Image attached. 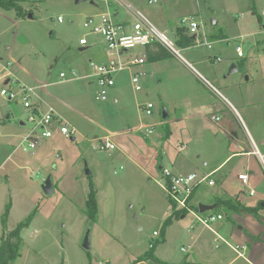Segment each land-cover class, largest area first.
<instances>
[{
    "label": "rangeland",
    "instance_id": "1",
    "mask_svg": "<svg viewBox=\"0 0 264 264\" xmlns=\"http://www.w3.org/2000/svg\"><path fill=\"white\" fill-rule=\"evenodd\" d=\"M14 1L19 8L7 9L0 4V70L5 65V73L11 71L10 85L16 94L9 100L0 92V164L20 143L14 134L11 145H5V115L10 113L13 126L23 127L25 131L33 126L28 120L29 112H25L20 101L25 84L39 86V94L45 100L42 107L46 109L51 104L74 121L79 131L72 140L56 130L53 137L43 139L34 154L31 150L23 151L26 143L19 144L13 156L20 159L21 164L11 160L6 167L5 163L2 166L0 243L1 217L11 198L8 230L14 229L30 212L37 211L31 225L22 231L20 255L11 264H152L150 260L139 262V258L149 255L152 244L156 243L155 255L169 262L203 263L212 255L213 264H250L246 258L264 264V241L253 250L256 260L249 253L246 258L238 255L236 249L244 252L243 244L249 245L248 239L238 236L243 235L239 230H236L237 238H230L229 234H224V229L220 234L228 242L221 236H217V242L216 235L196 221L192 213L184 218L173 215L168 195L161 187L165 181L160 164L171 168L175 174L196 173L202 178L225 159L229 145L231 149L236 148L225 134H215L214 126L207 125L203 132L199 129L182 135L181 127L185 123L172 118L169 136L162 126V110L177 107L173 101L177 81L174 75L181 74L190 78V82H196L188 64L176 56L181 53L203 73L197 59L188 55L191 51L174 41L179 54L170 51L173 56L167 60L148 62L142 68L146 72L141 80L142 92L133 88L130 71L125 70L116 75L117 86L110 91L109 98L99 100L98 87L90 85V80L84 77L90 71L89 60L96 59L106 45L102 37L84 28V22L98 12L91 0ZM128 1L172 40L176 29L182 26L181 19L196 16L201 32L215 49L198 43L192 48L195 55L204 62H210L211 52H218L224 58V63L213 65L216 75L208 79L218 87L229 89L236 98L254 103L247 109L239 105L237 108L247 123L252 118L253 125L264 134V0H158L154 4H149V0ZM96 2L105 6L104 0ZM123 11V16L129 14ZM221 32L227 40L219 38ZM83 36L89 44L81 52ZM238 46L244 57L238 56ZM140 50L141 46L130 51ZM232 65L236 69L231 72ZM64 69L69 77L76 73L79 78L60 81L57 76ZM197 86L208 88L204 81H197ZM115 97L118 102L114 101ZM31 99L35 100V95ZM147 102L155 106L151 117L139 106ZM20 108L24 110L22 114H18ZM176 115L173 110L172 117ZM88 117L96 119L100 125L96 127ZM228 117H231L238 142L251 147L237 116L229 112ZM21 122L25 125H20ZM147 129L152 133L146 136ZM112 131L116 134L110 135ZM98 135L108 136L116 149L107 152L93 148L98 141L89 139ZM181 143H187L188 148L180 153ZM236 161H239L237 165ZM226 168L232 170L235 184L240 185L237 175L245 171L244 161L232 160ZM87 170L91 172L89 175ZM48 176L53 193L43 189ZM211 179L214 185H204L195 203L207 196L214 200L217 194L214 192L218 191L214 189L220 185L221 176L218 174ZM91 183L97 190V220L86 214ZM253 187L258 196L264 194V178ZM252 224L246 227L257 231L258 226ZM226 226L231 230L230 223ZM86 240L90 248L85 246ZM207 241L206 253L200 251L198 244L205 245Z\"/></svg>",
    "mask_w": 264,
    "mask_h": 264
},
{
    "label": "crops",
    "instance_id": "2",
    "mask_svg": "<svg viewBox=\"0 0 264 264\" xmlns=\"http://www.w3.org/2000/svg\"><path fill=\"white\" fill-rule=\"evenodd\" d=\"M157 2H158V0H157ZM91 3L93 4L94 8L98 11L97 13L91 14V16H98L99 14L110 12L113 14V19L116 22H120V23L123 22L125 24H128L129 26L133 22V18L130 17V14H128L129 16L127 14L125 16H123L122 14L124 13V11H123L124 8L118 6L115 3L107 4V2H105V0H104L105 6L101 5L99 2L97 3L96 0H91ZM149 4H154V2L149 3ZM132 5L135 8H137L134 4H132ZM138 10H139V8H138ZM30 15H32V14H30ZM30 15H29V17H30ZM190 16H193L196 19V16H194V15H190ZM60 17L61 16H59V18ZM30 18H32V17H30ZM62 21H60V22H62ZM213 23H215V22H213ZM130 29H131V26L129 27V30ZM182 29L185 32H183ZM179 33H186L188 36H191L186 28H184L183 26H179L174 33V35H175L174 41L177 43L178 46H180L178 44V40L180 39V36H181ZM208 36H210V34H208ZM191 37H194V39H195V36H191ZM219 38H221V40H224V41L227 40L226 35H224L223 33L219 35ZM195 45L196 44H193L189 47L187 46V47H182V48L186 49L187 51L188 50L191 51V52H189L188 55L192 56L194 59H197L198 64L201 66V69L203 70V73L201 71H199L198 68H196L186 57L182 56L181 53L178 56L175 55L176 57L180 58L184 64H186V65L188 64L187 66L189 68H191V70L195 73V74L192 73V77H195L196 82H194V83L190 82V78H184V77H182L181 74L180 75L179 74L174 75V78L177 81H176L174 91H173V93H174V95H173L174 100L173 101H174V104L177 105V107L174 106L173 110H175V114H177V115L172 117L173 110L171 108H167V109L164 108L167 110L168 117L167 118L163 117V110H164L163 109L162 110V119H163L162 126L167 130V133L169 136L172 133L171 132L172 128H171V125L169 123V121L172 118H174V120H178L180 122L185 123V125L181 127V134L182 135H186L187 133L192 134L194 132H197L195 130H199V129H200L199 131L203 132L204 129L206 128V126L210 125V126H214L215 130L213 132L215 134H219V133L225 134L226 138L229 139L230 142L232 141L234 144H236L235 149H231L230 145H229L225 159H223V161H221L220 164H218L214 169H212L209 173H207V174H210V177H209L210 179L214 178L218 174L221 176L220 185L218 186L217 189L216 188L214 189V190H218V191L214 192V193H217L216 196L214 197V200H211L212 198L207 196V197H205V199H203V201H198L197 203L194 202L195 199L198 196H200L199 195L200 190H202L204 185H206V186L209 185L206 182V183H203V184L198 185L196 187L197 188L196 193H195V196L192 198L191 204H192L193 209L196 212H198L201 215L206 216V217L209 215L222 214L223 218L213 222L210 225V227L205 226L204 224H203V226L208 231L215 234L216 237L221 236V238L224 240H225V238L220 234V232H223L224 229H225L224 234H226V233L229 234L230 238H237L236 237L237 236L236 230H239L240 234L242 233L243 235H241V236L238 235V236L240 238L242 236H244L245 239H248L249 245L247 246L246 244H243L242 248H243L244 252H241L236 248H234V250L236 249L235 251H238V255H240L244 258H246V255L249 253L253 256V259L256 260L257 255L253 254V250L260 242L264 241V194H261L258 196L257 189H256V187H253V186H254V184H257L259 181H261L264 178V134H260V132L258 131L256 126L253 125V124H255V120H253L252 118L250 119V122L247 123L246 120L241 116L239 109L237 108V105H239L242 108L247 109V107H250V105L254 104V103H251V101H249V100L244 101V100H242V98H239V99L236 98L233 95V92H231L229 89H225V87H224L225 91H227L229 94V95H227L225 93L223 87H218L216 85L217 83H214L208 79V76L213 77V75H216V73L214 72V69H213V65L217 64V63L218 64L224 63L223 56L218 52H211L209 55V57H210L209 60L212 63L210 64V62H204L201 58L198 59L199 56L195 55V52L192 49ZM93 46H96V44L94 43ZM87 48L88 47L85 48L83 46H80L79 51H81V52L85 51ZM141 48H142V50H140V51L128 52L124 57V59H126L129 55L136 54V55H139L141 57H146V59H147V62L145 64L138 66L136 68H132L130 70L128 69L130 71V81H131V75H132L134 70L143 71L142 68L148 62H156V61L162 62V61L167 60L168 58L171 57V56H169L168 58H164V59H151L150 58V52H151V50L156 51L157 47H155V46H151V47L141 46ZM213 49H215L214 45H213V48L211 50H213ZM242 57H244V56H242ZM108 58H109L108 50H107L106 45H104V46H102V51L97 53L96 59L91 58L89 60V63L91 60L96 61V62H106ZM218 58H221V60H218ZM7 65H8L7 67H10L9 63ZM235 69H232V71ZM89 70L90 71L86 75H84V77L90 80L89 81L90 85L94 84L98 87V84L96 83V78L88 76V75L92 74V69H91L90 65H89ZM124 71H122V72H124ZM62 72L65 73L64 77H61V75H60ZM143 72H144L143 77H145L146 72L145 71H143ZM73 74L76 75V73H72V75ZM75 75L73 77H69V72H67L64 69L58 73L57 78L60 81H69V80H73L74 78H79ZM11 80H12V75H11ZM197 81L201 82V83H202V81H204L206 86H208V88L207 87L199 88L197 86ZM116 83H117V80H116ZM42 84L46 85L45 82H42ZM141 84H142V82H141ZM24 86L32 87L34 89V95H35L36 99L33 100V102L36 103L37 106L39 108H41V110L43 112H46L50 107H52L55 110V112L58 114L56 121H54L52 124L53 135L50 137L54 136L56 130L60 131V133L63 136H65L61 132L60 127H61V124L67 123L70 128H75L76 132L74 133V135L72 137H67V136H65V137L71 138L72 140H74L75 134L77 133V131H79V128L77 127L76 123H74V121H72L69 117H67L63 112L55 109L51 104H50V106L48 105V107L46 109H44L42 106H43V103L45 102V100L39 94V91H38L39 86H35V85L33 86V84L32 85H26L25 84ZM116 86H117V84H116ZM132 86H133V84H132ZM133 88H134V86H133ZM143 90H144V88L142 85V89L139 91L142 92ZM98 92H99V87H98ZM97 96H98V94H97ZM114 101L118 102V99L115 97ZM61 102L64 103V101H61ZM145 104L146 103H140L139 104V106L143 108L142 110H144ZM72 107L75 108L74 106H72ZM24 109H25L26 113L29 112L26 108H24ZM245 109H243V110L245 111ZM18 112H19L18 114H22V112H24V110H22L20 108V109H18ZM229 112L234 113L237 116V118L239 119V121L241 122V126L243 127L245 134L250 141L251 147H249L247 145L245 146V145L241 144L240 142H238V138H237L238 135L236 132H234L235 129H234L233 123L231 122V117L230 118L228 117ZM226 113H227V115L225 116ZM29 115H30V112H29ZM149 117H151V116H149ZM250 117H251V114H250ZM217 118H219V119H217ZM89 119L93 120V123L96 125V127H98L99 122L96 119H93V118H89ZM13 123L14 122H12V115L10 113L6 114L5 115V129H7V130H6L5 136H4L5 145H11V143L13 142L12 138L16 137L14 134H17V138L20 139L19 144H22V146H23L26 143L25 138L29 134V132L31 131L32 127L29 128L27 131H25L24 129H22L23 127L21 128L20 126H13ZM20 125L24 126L25 123L21 122ZM251 126L253 127V129H251ZM103 130L106 131L105 129H103ZM24 131H25V133H23ZM146 131H147L146 136L148 134L152 133V132H149L148 129ZM21 134H23V135H21ZM114 134H116V132H114V131L110 132V135H114ZM50 137H48V138H50ZM106 138L109 139L108 136H105L103 138V137H100L98 135L95 137H91L89 140H91V142H94V140H97L99 143L101 140H104ZM44 139H46V138H44ZM42 141H43V139L40 140L39 144ZM19 144L16 145L14 147V149L11 150V152L8 155L5 156V160L2 161V163L0 164V170L3 171L4 168L2 166L4 165V163H5V167H6V165L8 163H10L11 160H14L15 164H17V165L21 164V160L18 158H15L13 156L15 153V150H17ZM97 145L98 144L96 143L95 146H93V148H97ZM185 148L186 149L188 148L187 143H181L179 145V152L181 153L182 151L185 150ZM115 149H116V147H115ZM115 149L107 151V152H112ZM23 151H27V150H25L23 148ZM257 151H259L260 155L263 156V159L261 158V156L259 155V153ZM31 153L34 154L35 150L31 151ZM235 159H242L245 163V171H242L237 175V178L240 181V185L235 184V181L233 180V178H235V176L232 174L233 173L232 170H230V168H228V169L226 168L228 166V164L232 160H235ZM238 163H239V161H236V165ZM22 164H25V163H22ZM12 165H14V164H12ZM164 168H165V166H163L162 164L159 165V170L162 173V175H161L162 178H164L163 177V169ZM168 169L171 170V168H168ZM207 174H205V175H207ZM240 174H247L248 175L247 183H244L242 180H240V178H239ZM6 175H8V177H9V174H5V177L7 178ZM161 187H162V189H164L163 186H161ZM164 191H166V190L164 189ZM251 191H253L254 193L251 194ZM218 192H220V194H218ZM168 198H169V201L173 207V213H172L173 215L184 218L185 215L187 213H189L186 210L177 208L176 205L173 203V201L170 199L169 195H168ZM217 199H221L224 201L233 200L235 202L241 203L243 206H247L250 208H257L258 213H257V215H255L253 213L246 212L242 209V211H240L238 213H233L231 215V217H228L226 214V208L223 206V204H220V203L218 204L216 202ZM10 201L12 202V198ZM200 203H204L207 205H214V207H213V209L207 210L205 212H201L199 210V206H198ZM196 205L198 206V209H196V207H195ZM193 216L195 217L194 214H193ZM195 219H196V221L200 222L196 217H195ZM227 223L231 224V227H232L231 230H229V228H227V226H226ZM250 223H251V226L253 225L252 223H255L254 225L258 226V228L256 229L257 231L252 232L246 227L247 225H250ZM191 238H192V236H191ZM216 240H217V242H219L218 237ZM227 242L228 241L225 240V243H227ZM208 247H209L208 241L206 242L205 245L203 243L198 244V249L200 251H202V250L205 251V253H206V250H208ZM216 247L218 248L219 246L216 244ZM182 250H184V249L182 248ZM211 256L208 255L207 256L208 259L203 263L196 262L193 260H185L184 262H181V263L169 262V261H165L163 259H161V260L166 262V263H169V264H213ZM246 260L250 264H256L255 261H252L249 258H246Z\"/></svg>",
    "mask_w": 264,
    "mask_h": 264
},
{
    "label": "built area",
    "instance_id": "3",
    "mask_svg": "<svg viewBox=\"0 0 264 264\" xmlns=\"http://www.w3.org/2000/svg\"><path fill=\"white\" fill-rule=\"evenodd\" d=\"M107 4L115 3L118 6L124 8L126 12L133 18V22L129 25L123 22H116L113 19V14L110 12L99 14L98 16L89 17L84 22V28L89 29L90 32L98 34L102 37L106 43L109 58L106 62H96L91 60L90 67L92 74L89 77H95L96 83L99 87L97 98L99 100H107L110 95V91L116 85V75L124 70H130L141 66L147 62L146 57H141L136 54L129 55L124 59L125 55L130 50L139 47L147 46L152 43L158 42L162 44L167 50L173 52V54H179V50L175 47V42L165 32L161 31L155 24H153L140 10L135 8L128 0H105ZM157 2V0H150L149 3ZM62 21V17L59 18ZM181 24L187 29L191 36H195L194 44L204 43L209 49L213 48V43L207 41L204 32H201V24L193 16H185L181 19ZM89 44L86 36L80 39V45L87 47ZM239 57L244 56L242 48L240 46L236 49ZM221 60V58H218ZM7 69V67H6ZM11 72L10 70L5 73V66L3 70H0V92L3 96H8L9 100L16 97V94L11 89ZM61 77L65 76L62 72ZM144 72L141 70H134L131 75V83L134 88L139 91L142 89L141 80ZM21 103L24 108L29 112V121L32 123V128L29 134L25 138L27 146L25 150L34 151L39 145L40 140L48 138L53 135L52 124L56 121L58 114L50 107L46 112H43L41 108L33 102L31 96L34 95V89L32 87H22ZM154 104L148 102L145 104L144 111L146 115L151 116L154 112ZM219 119V118H217ZM61 132L67 136L72 137L76 132L75 128H70L67 123L61 124ZM149 132L152 130L148 129ZM116 145L108 138L101 140L97 148L104 151H110L115 149ZM259 153V151H257ZM260 155V153H259ZM263 159V156L260 155ZM164 185L170 199L176 205L177 208L186 210L195 215V217L205 226L210 225L216 220L222 219V214L203 216L196 212L192 207V194L198 185L206 183L210 177V174L204 175L202 178H198L196 173L190 174H174L170 169H163ZM240 180L244 183L248 181L247 174H240ZM209 185H214V180L210 179L207 182ZM254 192L251 191V194ZM157 233V232H155Z\"/></svg>",
    "mask_w": 264,
    "mask_h": 264
},
{
    "label": "trees",
    "instance_id": "4",
    "mask_svg": "<svg viewBox=\"0 0 264 264\" xmlns=\"http://www.w3.org/2000/svg\"><path fill=\"white\" fill-rule=\"evenodd\" d=\"M0 4L3 5V7L7 9H11L13 7L19 8V6L16 4L14 0H0ZM22 15H25V12H21ZM180 39L178 40V44L181 47H187L194 44V37L188 36L186 33H179ZM148 47L155 46L157 47L156 51L151 50L150 52V58L151 59H164L168 58L172 55V53L167 50L162 44L155 42L151 45H147ZM196 189L193 191L192 198L195 196ZM216 202L219 204H223V206L226 208V214L228 217H231L233 213H238L242 211V209L246 212L253 213L257 215V208H250L247 206H243L239 202H235L233 200H221L217 199ZM12 202L9 201L6 204L5 211L1 217V224L3 226V234L1 236V243H0V264H11V262L15 261L19 255L21 250V245L23 241L22 237V231L26 228H28L37 211L34 210L33 212H30L28 216L22 220L20 223L17 224V226L12 229L8 230L7 222L8 217L10 214ZM196 209H198V206H195ZM86 214L87 216L92 220H97L98 216V198H97V190L93 183L90 184V191L88 193L87 202H86ZM169 221V220H168ZM157 247L156 244H152L151 251L149 255L143 256L139 258V261L143 260H150L152 264H169L161 259H159L155 255V249Z\"/></svg>",
    "mask_w": 264,
    "mask_h": 264
},
{
    "label": "water",
    "instance_id": "5",
    "mask_svg": "<svg viewBox=\"0 0 264 264\" xmlns=\"http://www.w3.org/2000/svg\"><path fill=\"white\" fill-rule=\"evenodd\" d=\"M30 17H32V15H30ZM232 69H235V65H232L230 71H232ZM163 117L164 118H167L168 117V113H167V110L166 109L163 110ZM86 172H87V174H90L91 173L89 170H87ZM43 189H44V191L46 193H53L52 181H51V177L50 176H48L46 178V180L44 181V183H43ZM198 206H199V210L201 212H205L207 210L213 209V207H214V205H207V204H204V203H200ZM85 246L87 248H90L89 244L87 243V240L85 242Z\"/></svg>",
    "mask_w": 264,
    "mask_h": 264
}]
</instances>
